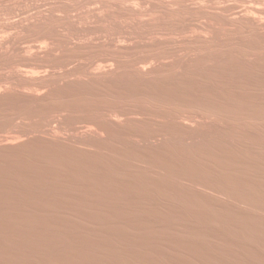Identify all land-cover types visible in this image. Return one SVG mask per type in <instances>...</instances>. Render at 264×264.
<instances>
[{"label": "bare ground", "instance_id": "bare-ground-1", "mask_svg": "<svg viewBox=\"0 0 264 264\" xmlns=\"http://www.w3.org/2000/svg\"><path fill=\"white\" fill-rule=\"evenodd\" d=\"M261 191L264 0H0V250L264 264Z\"/></svg>", "mask_w": 264, "mask_h": 264}, {"label": "rangeland", "instance_id": "rangeland-1", "mask_svg": "<svg viewBox=\"0 0 264 264\" xmlns=\"http://www.w3.org/2000/svg\"><path fill=\"white\" fill-rule=\"evenodd\" d=\"M182 188V187H181ZM181 188H177V191H179V189H181ZM175 189V191L173 192V190ZM187 189V188H186ZM185 189V187H183V189L182 190H180V192H178V193H180V194H184V193H190L191 192V194H194V195H200V193L202 192V191H200V190H196V191H194V189L195 188H190V189H188V190H186ZM173 190L172 189H170V190H168V191H162V190H159L161 193H163V192H165L164 194H175V192H176V188H173ZM186 190V191H185ZM159 191H157L158 193H160ZM190 191V192H189ZM240 191V192H239ZM132 192V191H131ZM157 192H155V193H157ZM169 192H172V193H169ZM194 192V193H193ZM210 193H208V191H204V192H202V195L205 193V195L204 196H209V194H211V195H217L216 193H218V195L219 194H225V193H227V194H225V195H233V196H238V194L240 193L241 195L242 194H246V193H248V192H245V191H241V190H238V191H236V190H234V189H232V191H230L229 190V192L228 191H215L216 193H214V191H209ZM221 192V193H220ZM232 192V193H231ZM237 192H238V194H237ZM242 192V193H241ZM262 192H264V191H261L260 193H262ZM229 193V194H228ZM256 193V192H255ZM258 193V192H257ZM223 194V195H224ZM235 194V195H234ZM259 194V193H258ZM43 218V217H42ZM84 224V225H83ZM81 225V226H80ZM79 226H77V228H80V227H82V228H84V230L86 231V229H85V227H88V225L87 224H85V223H82V224H80ZM64 228V227H63ZM63 228H57L59 231H60V234L61 235H58V236H56V234H59V231L58 230H56L55 229V231H58V232H56V233H54V235H52L53 237H51V236H49V238H47V237H45V239H44V241L46 242V239L48 240H50V242H49V240L45 243H43V245H42V243H41V240H40V238H41V235L44 233L45 235H47L48 234V232H49V230L51 229V226H43V227H39V228H36V227H33V226H28V228L26 229V231H25V238H24V246H23V248H18V246H16V245H14V244H9V245H7V247L5 248V250H0V255H3V261L6 263V264H74L72 261L71 262H69L68 261V259H67V257H69V254H70V252H71V250L74 248V246L73 245H71V242H72V244L74 243V241H75V246L77 247V248H82L83 246H85V245H87V244H91V242H92V246H99V247H102V248H105V249H111V248H119V250L122 252V254H121V256L123 255V256H125V257H122V259L120 258V260H124V261H121V262H124V263H126V264H136V263H142V264H145V262H144V260L142 259V260H135L133 257H132V255H128V253H127V250H126V248H125V246H126V244L123 246V244L122 243H120L119 245L118 244H114V243H112L111 242V240L108 242V240H106V237H109L111 234H110V232H108V234H105V233H103V232H101L100 230H99V227L98 226H95L93 229H91L90 230V232L88 233V234H86V235H82L81 233H83L82 232V230L80 231V229H78V231H79V233L78 232H72L71 231V229H70V231H71V234L70 233H68L69 232V230L67 229V231H66V229L65 230H63ZM61 232H63V233H61ZM77 233V234H76ZM68 234H70V236H68V237H66ZM73 234H75L74 236H73ZM81 234V235H80ZM63 235H65V236H63ZM72 235V236H71ZM55 236H56V238H55ZM61 236H62V238H61ZM83 236V237H82ZM84 236L86 237V239L84 238ZM50 237H51V239H50ZM58 237V238H57ZM59 237H60V239H59ZM63 237H64V239H63ZM69 237L71 238V237H75V238H72L71 240L69 239ZM53 238V239H52ZM84 240H83V239ZM54 239H55V241H54ZM74 239V240H73ZM89 239V240H88ZM52 240H53V242L55 243V242H57V241H59V243H63L62 245H60V246H62V248H64L63 249V251H62V249H61V247L58 245V244H54L53 242H52ZM60 240H66V241H63V242H61ZM68 240H70V241H68ZM73 240V241H72ZM86 242L85 243V245H84V243L83 242ZM87 241L89 242V243H87ZM66 242V243H65ZM49 243H51V244H49ZM124 243V242H123ZM126 243V242H125ZM45 244H46V247H45ZM48 244V245H47ZM66 244V245H65ZM82 244H83V246H82ZM49 245L51 246V248L49 247ZM55 245H58L57 247H60V249L59 248H57V247H54ZM123 246L124 248H122V247H120V246ZM52 246H53V248H52ZM67 246V247H66ZM152 246H153V248H154V251H155V254H154V258H151V257H153V256H151L150 257V255L147 253V251L145 250V246H143V247H140V248H136V249H133V251H135V252H137L138 254H140L143 258H145V257H147L146 259H148L147 260V264H165L164 262H160V261H158V259H156L155 260V257H158L159 255H160V253L162 252V250H161V248L157 245V244H155V243H152ZM121 248V249H120ZM54 249V251H52ZM57 249V250H56ZM48 250H49V252H48ZM56 251V252H55ZM58 251V252H57ZM60 251V252H59ZM54 252V253H53ZM67 252V253H66ZM123 252H125V253H123ZM56 253L59 255H56ZM84 255L82 252H80L79 251V253H78V255H77V257L73 260V261H75L76 260V263L75 264H80V263H82V261H84V259H82L83 257H82V255ZM95 252H93L90 256H89V254H88V256H86V255H84V257H88L87 258V264H91L92 262H95L96 261V259H97V261L99 262V263H101V262H103L104 263V261H106L105 263H107V262H109V261H111L110 259H113V260H118V259H116L114 256H112V257H110V258H108L107 257V255L105 256V255H103V254H100V253H98V252H96L95 254H94ZM168 255H170L171 257H170V259H171V262H177L178 264H184L185 262V264H191L189 261H186V258L184 259L183 258V256L181 257V255H178V256H176V258L178 259H176L175 258V256H173V254H171L170 252H166ZM51 256H50V255ZM54 254H55V258L53 257L54 256ZM80 254V255H79ZM99 254V255H98ZM124 254H126V255H124ZM149 256H148V255ZM96 255V256H95ZM147 255V256H146ZM67 256V257H66ZM81 256V257H80ZM127 256H129L128 258H127ZM50 257V258H49ZM58 257V258H57ZM60 257V258H59ZM65 257V258H64ZM79 257V259H77ZM92 257H94V258H92ZM100 257H102V260H104V261H102L101 260V258ZM131 257V258H130ZM150 257V258H149ZM172 257H173V259H172ZM61 258H63V259H66V261L64 260H62ZM104 258V259H103ZM107 258L109 259V261L107 260ZM130 258V259H129ZM26 259H29L30 261H29V263H27V262H25L26 261ZM82 259V260H81ZM89 259H91V261H89ZM132 259V260H131ZM169 259V260H170ZM175 259V260H174ZM49 260H50V262H49ZM59 262H58V261ZM80 261V262H77V261ZM100 260V261H99ZM152 260V261H151ZM154 260V261H153ZM42 262V263H39V262ZM48 261V262H47ZM53 261V262H52ZM56 261V263H54ZM96 261V262H97ZM125 261H127V262H125ZM134 261H135V263H134ZM157 261V262H156ZM183 261H185L184 263H183ZM89 262V263H88ZM130 262V263H129ZM102 263V264H103ZM123 263V264H124ZM138 263V264H139ZM168 263V262H167ZM169 264V263H168Z\"/></svg>", "mask_w": 264, "mask_h": 264}]
</instances>
